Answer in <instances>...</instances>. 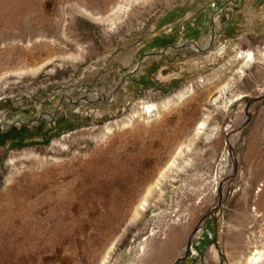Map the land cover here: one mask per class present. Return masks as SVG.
Masks as SVG:
<instances>
[{"label":"rangeland","instance_id":"rangeland-1","mask_svg":"<svg viewBox=\"0 0 264 264\" xmlns=\"http://www.w3.org/2000/svg\"><path fill=\"white\" fill-rule=\"evenodd\" d=\"M129 1L0 0V264H243L264 0Z\"/></svg>","mask_w":264,"mask_h":264},{"label":"bare ground","instance_id":"bare-ground-1","mask_svg":"<svg viewBox=\"0 0 264 264\" xmlns=\"http://www.w3.org/2000/svg\"><path fill=\"white\" fill-rule=\"evenodd\" d=\"M146 1L155 2V1H163V0H132V1L128 2V5H130V6L134 5L135 6V4H137V3L138 4H140V3L142 4L143 2H146ZM165 1H168V0H165ZM124 3L127 5L126 2H124ZM129 9H130L129 7H125V6L120 5V4L116 7L117 11H120V10L128 11ZM89 15L92 16V19H93V17L98 16V17L94 18L95 20L111 21V22L113 20V17H109L108 16V18H104V17H102L101 15H99L97 13H91L90 12ZM260 53H261V55H264V48H262ZM237 54H239L240 55L239 57H241V58H243L245 60L247 58L248 59H253L254 58V53L251 50H248V51H245V52H243V51L242 52H237ZM149 107H151V105H147L145 108L148 109ZM200 126L204 127V123H202ZM259 219H260L259 221L256 218L253 219L254 223L256 225H258L259 230L251 232V234L248 236V238L246 237L247 239L245 241H243V245H241V250H240L239 256L242 257L243 264H255V263L257 264V261L259 259H261V257L264 255V215L263 214L260 215ZM195 234H193V235H195ZM139 251L142 252L143 251V247H141L139 249Z\"/></svg>","mask_w":264,"mask_h":264},{"label":"water","instance_id":"water-1","mask_svg":"<svg viewBox=\"0 0 264 264\" xmlns=\"http://www.w3.org/2000/svg\"><path fill=\"white\" fill-rule=\"evenodd\" d=\"M209 216H210V213H209V211H208V212L206 213V215H204V216L201 218V220H200V222L198 223V225H197L196 227L193 228V230L191 231L190 235L188 236V238H187V240H186V242H185V245H184L183 250L181 251V254L179 255V257H178V258H177L172 264H179V263L182 261V259L184 258V256H185L186 253H187V249L189 248V243H190V240H191L193 234H195V233L198 231L200 225L203 224L204 220H205L207 217H209Z\"/></svg>","mask_w":264,"mask_h":264}]
</instances>
